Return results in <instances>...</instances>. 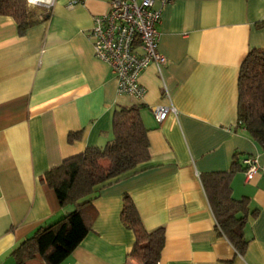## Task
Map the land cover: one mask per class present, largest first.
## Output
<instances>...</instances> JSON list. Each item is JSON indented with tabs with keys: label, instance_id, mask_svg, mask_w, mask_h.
I'll list each match as a JSON object with an SVG mask.
<instances>
[{
	"label": "crops",
	"instance_id": "1",
	"mask_svg": "<svg viewBox=\"0 0 264 264\" xmlns=\"http://www.w3.org/2000/svg\"><path fill=\"white\" fill-rule=\"evenodd\" d=\"M70 1L54 0L48 17L23 33L0 15V264H16L13 251L71 209L41 181L44 173L103 147L113 137L114 110L132 105L147 128L149 159L99 190L90 230L59 264H138L129 256L133 232L121 220L124 194L147 230H164L157 264H264V175L245 180L242 163L256 156L264 164V147L236 126L240 65L250 50L264 49V0L162 7L153 0L161 8L157 50L165 62L160 72L153 63L140 72L139 97L117 93L87 36L110 0ZM169 102L176 112L158 122L152 107ZM235 153L231 195L246 203L243 252L218 231L200 179L228 170ZM24 264L45 261L35 254Z\"/></svg>",
	"mask_w": 264,
	"mask_h": 264
},
{
	"label": "trees",
	"instance_id": "2",
	"mask_svg": "<svg viewBox=\"0 0 264 264\" xmlns=\"http://www.w3.org/2000/svg\"><path fill=\"white\" fill-rule=\"evenodd\" d=\"M37 7L31 8L25 0H0V15L11 16L18 32L23 33L48 17L50 8ZM237 90L236 126L243 127L264 147V49L250 50L242 61ZM139 111L140 107L135 105L118 107L111 118L113 137L103 147H89L68 156L44 173L41 181L54 191L60 206L71 209L27 237L13 251L16 264H24V260L35 254L40 255L45 264L62 262L90 230L93 201L99 190L145 167L149 142ZM74 136L76 134L70 133L68 140ZM238 164L235 153L228 170L206 172L200 179L218 231L238 252H243L247 243L243 231L246 203L244 198L236 199L231 195V176ZM121 220L134 235L129 256L138 264H157L164 242L163 228L147 230L126 194L122 197Z\"/></svg>",
	"mask_w": 264,
	"mask_h": 264
},
{
	"label": "built area",
	"instance_id": "3",
	"mask_svg": "<svg viewBox=\"0 0 264 264\" xmlns=\"http://www.w3.org/2000/svg\"><path fill=\"white\" fill-rule=\"evenodd\" d=\"M30 6L50 8L54 0H25ZM81 0H71L75 4ZM160 6L174 0H159ZM153 0H110L108 10L93 17L87 34L96 58L105 62L116 79L118 94L139 97L145 88L139 83L138 75L150 63L157 70L165 62V57L157 50L161 8L152 6ZM165 96L168 95L165 93ZM152 113L161 122L169 113H175L174 106L160 104L152 107ZM245 180L255 173L264 175V164H259L256 156L242 159Z\"/></svg>",
	"mask_w": 264,
	"mask_h": 264
},
{
	"label": "rangeland",
	"instance_id": "4",
	"mask_svg": "<svg viewBox=\"0 0 264 264\" xmlns=\"http://www.w3.org/2000/svg\"><path fill=\"white\" fill-rule=\"evenodd\" d=\"M31 8L36 9V8H38V7H37V6H31Z\"/></svg>",
	"mask_w": 264,
	"mask_h": 264
}]
</instances>
